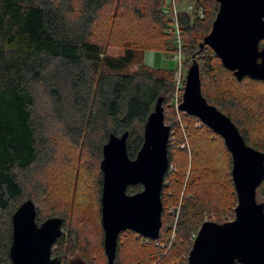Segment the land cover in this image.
I'll use <instances>...</instances> for the list:
<instances>
[{
	"label": "trees",
	"instance_id": "obj_1",
	"mask_svg": "<svg viewBox=\"0 0 264 264\" xmlns=\"http://www.w3.org/2000/svg\"><path fill=\"white\" fill-rule=\"evenodd\" d=\"M191 1L203 9V18L182 11L179 20L182 37L188 34L189 46L195 51L198 37L207 35L212 27L218 4L215 0ZM165 6L166 0H0V264H11L10 219L19 205L29 199H23L22 181L42 171L53 157L47 135L50 123H57L71 143L101 156V160V147L108 137L127 132V155L135 158L143 142L144 125L157 100H162L164 111L165 102L174 91L172 72L150 69L138 57L146 49L173 52L163 39L169 37L162 11ZM199 45L193 55L212 51L209 47L200 50ZM263 45V41L259 43L261 48ZM199 72L206 102L231 120L248 146L264 154L260 147L249 143L244 126L253 123L251 119H258L250 106L251 99L235 90L243 81L260 86L264 82L247 77L237 81L219 60L199 67ZM203 128L190 131L193 149L189 154L191 164L203 166L210 178L203 181L206 189L201 196L189 194L181 206L177 239L183 245L202 225L201 217L209 211V202H216L218 210L237 204L227 173L232 168L231 155L219 135L205 125ZM211 136L218 141L214 143ZM170 147L168 142L169 165ZM194 158L199 161L196 165ZM222 166L225 177L219 170ZM94 182L98 186L99 216L101 172ZM127 190L136 193L141 187ZM162 195L161 190L160 199ZM255 197L264 205V181ZM82 202L79 204L85 203ZM125 232L118 237L116 256L119 239Z\"/></svg>",
	"mask_w": 264,
	"mask_h": 264
},
{
	"label": "water",
	"instance_id": "obj_2",
	"mask_svg": "<svg viewBox=\"0 0 264 264\" xmlns=\"http://www.w3.org/2000/svg\"><path fill=\"white\" fill-rule=\"evenodd\" d=\"M218 12L199 48L209 47L237 81L247 77L264 82V0H215ZM179 111L195 117L219 135L231 155V179L237 204L234 220L203 222L189 251L187 264H264V205L256 190L264 181V154L248 146L231 120L209 105L201 93L199 66L188 68ZM170 127L164 123L159 98L143 129V142L134 159L126 151L128 133L110 135L102 148L100 172L101 226L108 264L116 257L120 233L132 231L157 241L161 227L163 180L168 173ZM141 191L128 194L127 188ZM32 200L24 201L11 217V264H60L52 245L62 236L63 220L36 223Z\"/></svg>",
	"mask_w": 264,
	"mask_h": 264
},
{
	"label": "rangeland",
	"instance_id": "obj_3",
	"mask_svg": "<svg viewBox=\"0 0 264 264\" xmlns=\"http://www.w3.org/2000/svg\"><path fill=\"white\" fill-rule=\"evenodd\" d=\"M175 3L178 11L176 18L170 13L165 14L169 37H163L168 44L167 48L169 50L173 48V52L153 48L140 51L138 54L140 63L143 62L146 67L173 73L174 91L164 106L166 125L171 128L169 144H172V147L161 196L162 228L157 241L142 239L138 234L130 232L123 233L119 239L116 264H186L197 231L187 237L185 241L188 244L183 245L182 241L177 239L181 206L188 201L189 194L192 197L201 196L206 189L202 183L207 180V176L210 178V172L203 171V166L199 168L191 164L189 154L193 149L192 144L190 147L189 133L192 129H204L203 125L194 117L179 111L178 107L182 99L186 73L192 63L195 62L199 67L205 68L216 64L219 59L210 50L193 55L198 51L197 44L202 43L211 26L207 35L198 37L195 51L189 46L188 34L184 37L181 35L182 71L181 77H178L176 72L179 71V61L174 54L171 25L177 21L181 29L179 14L182 11L195 13L199 18H203L204 13L203 9L196 8L191 0H175ZM167 6L169 3L166 1V6L162 7V10ZM236 86L238 95L251 99L250 106L258 116L257 120L251 119L253 123L244 125L247 128L248 141L264 150V86L252 81H243ZM208 92L212 94L211 90ZM258 107L261 108L260 111ZM48 129L47 135L50 140L48 144L53 157L42 171L31 174V178L22 181L23 199L29 198L34 202L38 224L52 217L63 219L62 237L52 245V256L60 258V264H107L102 244L101 212L99 216L97 212L98 186L94 182V179L98 180V172L100 173L101 156L89 154L85 148L71 143L61 133L57 123H50ZM211 139L214 143L218 141L213 136ZM193 163L196 165L199 161L194 158ZM224 169L223 166L219 167L221 175L225 177ZM227 173L231 176V170ZM133 191L127 190V193L132 194ZM82 200V203L84 201L85 203L80 205ZM209 203H211L209 211L202 214V224L203 222L223 224L234 220L235 203L227 207V210H218L216 202Z\"/></svg>",
	"mask_w": 264,
	"mask_h": 264
},
{
	"label": "built area",
	"instance_id": "obj_4",
	"mask_svg": "<svg viewBox=\"0 0 264 264\" xmlns=\"http://www.w3.org/2000/svg\"><path fill=\"white\" fill-rule=\"evenodd\" d=\"M169 3V6H167V8L163 9V13L164 14H172L175 18H176V14H177V10H176V3L175 0H166ZM175 20V19H174ZM176 21V20H175ZM171 31L173 34V38H174V54L176 55V59L179 61V71L176 72L178 77H181V71H182V61H181V57H182V43H181V29L178 26L177 21L173 22V24L171 25ZM181 69V70H180ZM179 87V83L177 84V89ZM196 237V236H195ZM194 237V239H195Z\"/></svg>",
	"mask_w": 264,
	"mask_h": 264
},
{
	"label": "crops",
	"instance_id": "obj_5",
	"mask_svg": "<svg viewBox=\"0 0 264 264\" xmlns=\"http://www.w3.org/2000/svg\"><path fill=\"white\" fill-rule=\"evenodd\" d=\"M142 63H143V62H142ZM142 63H141V64H142ZM143 65H144V64H143Z\"/></svg>",
	"mask_w": 264,
	"mask_h": 264
},
{
	"label": "flooded vegetation",
	"instance_id": "obj_6",
	"mask_svg": "<svg viewBox=\"0 0 264 264\" xmlns=\"http://www.w3.org/2000/svg\"><path fill=\"white\" fill-rule=\"evenodd\" d=\"M53 257V256H52Z\"/></svg>",
	"mask_w": 264,
	"mask_h": 264
}]
</instances>
